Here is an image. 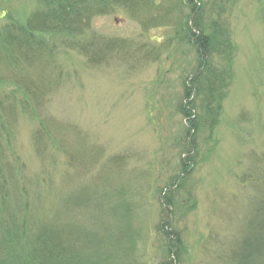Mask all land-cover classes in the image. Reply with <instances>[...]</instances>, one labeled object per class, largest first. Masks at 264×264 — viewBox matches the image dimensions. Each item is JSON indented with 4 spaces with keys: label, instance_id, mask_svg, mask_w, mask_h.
I'll return each mask as SVG.
<instances>
[{
    "label": "rangeland",
    "instance_id": "374dc122",
    "mask_svg": "<svg viewBox=\"0 0 264 264\" xmlns=\"http://www.w3.org/2000/svg\"><path fill=\"white\" fill-rule=\"evenodd\" d=\"M39 1L0 0V40L12 23L22 25L45 9ZM142 2L150 3V11L117 6L94 17L89 31L75 33L76 42L93 34L100 49L108 41V48L118 44L115 52L101 54L100 64L60 48L58 37L40 35L54 44L49 60L36 63L35 73L15 74L29 88L39 86L36 101L13 104L10 94L17 90L21 96L23 90L9 86L10 70L0 67L5 82L0 101L12 105L15 114L12 159L22 185L39 184L44 213L37 215L64 214L77 235L91 230L100 244L98 255L108 251L113 264L115 257L124 260L121 248L131 251L122 240L125 232L134 240L132 264H167L166 241L157 232L162 220L170 224L163 230L182 240L175 264H232L262 187L243 177H251L252 164L264 158V0L225 1L236 48L232 83L209 139L205 131L196 135L193 170L185 179L181 160L188 154L179 106L182 82L196 56L165 17L164 0ZM181 10L185 17L186 8ZM146 23L151 25L143 28ZM34 135L40 138L39 155ZM175 183L179 189L165 193ZM73 195H82L84 208L63 210L60 201ZM164 198L174 204L169 212L162 208Z\"/></svg>",
    "mask_w": 264,
    "mask_h": 264
},
{
    "label": "trees",
    "instance_id": "16d2710c",
    "mask_svg": "<svg viewBox=\"0 0 264 264\" xmlns=\"http://www.w3.org/2000/svg\"><path fill=\"white\" fill-rule=\"evenodd\" d=\"M225 1L179 0L178 4L174 0H164L165 17H169L175 27H179L181 39L194 49L196 56V64L182 82L183 93L179 106L185 121L183 148L188 154L186 159L181 160V175L184 179L193 170L196 135L200 130L205 131L209 139L232 83V63L236 48L230 39ZM42 2L45 9L31 14L20 26L12 23L0 40V67L10 70L6 82L9 86H20L24 92L20 96L17 90L13 91L9 96L10 101L13 104L19 103L21 107L28 102V98L36 101L39 97L36 90L40 93V88L28 84L29 88L25 79H19L15 74L19 69L20 72L29 70L35 73L36 66L39 65L36 63L44 59L48 61L49 54L55 49L54 44L40 39V35L58 37L61 39L60 48L84 55L90 65L100 64L103 61L102 55L112 49V52L118 50V44L114 41V45L108 48V41L100 49L101 41L98 44V39L93 34L90 39L76 42L73 41L76 40L75 33L89 31L94 17L105 16L117 6L129 8L135 13L150 11V3H141V0H41L40 6ZM182 7L186 8L185 17ZM130 13L133 17L136 15ZM173 14H176L177 19H173ZM154 22L160 24V20ZM148 25L151 23L142 24L143 28ZM2 76L0 74V84L5 83ZM14 116V107L4 106L0 101V264H113V256L108 251L98 255L97 246L100 244L98 241L95 243L96 238L91 230H81L77 235L75 226L66 223L64 214L53 218L47 215L45 219L37 215L44 213L41 211L43 201L39 184L34 181L32 187L22 185V172L12 159L10 129ZM39 142L40 138L34 135L33 143L38 155L41 151ZM252 166L251 177L253 174L255 176L252 179L244 175L243 182L251 181L261 185L262 187L258 186L260 197L252 203V211L240 241L241 246L238 245L233 254L232 264H264V158L261 163L257 160ZM177 185L178 183L169 185L165 193H175L179 189ZM81 199L82 195L63 198L60 206L70 212L84 208L85 202ZM169 206L174 207V204L164 198L163 210ZM116 207L121 205L116 204ZM160 223L163 228L157 229V232L166 241L167 264H175L182 250L181 237L172 230H163L170 228L168 221L162 220ZM123 234L126 238L122 237V240L131 251L121 248L125 258L117 261L115 257V264H132L134 240L126 232Z\"/></svg>",
    "mask_w": 264,
    "mask_h": 264
}]
</instances>
